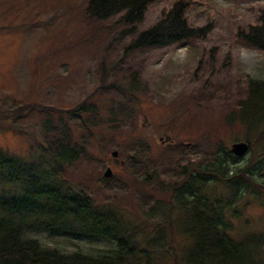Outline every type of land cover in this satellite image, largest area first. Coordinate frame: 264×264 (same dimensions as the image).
Here are the masks:
<instances>
[{
	"label": "rangeland",
	"instance_id": "rangeland-1",
	"mask_svg": "<svg viewBox=\"0 0 264 264\" xmlns=\"http://www.w3.org/2000/svg\"><path fill=\"white\" fill-rule=\"evenodd\" d=\"M175 1L154 0L128 32L118 15L87 18L88 0H0V146L27 158L47 142L45 121L59 132L70 129L82 150L59 176L147 230L162 220L146 211L156 199L170 202L183 168L210 162L219 143L230 149L245 141L248 130L228 115L248 78L264 76V52L235 37L257 22L264 0H182L189 25L211 24L204 37L128 48L135 32ZM81 106L90 109L73 112ZM249 144L231 168L259 171L264 144L259 148L256 135ZM216 189L226 193L222 184ZM258 189L236 202L242 216L233 233H264V189ZM178 228L166 225V264H176L188 243ZM25 235L66 253L115 248L104 238L43 230Z\"/></svg>",
	"mask_w": 264,
	"mask_h": 264
},
{
	"label": "trees",
	"instance_id": "trees-1",
	"mask_svg": "<svg viewBox=\"0 0 264 264\" xmlns=\"http://www.w3.org/2000/svg\"><path fill=\"white\" fill-rule=\"evenodd\" d=\"M153 1L88 0L85 16L91 21H103L118 15L131 32ZM186 6L182 0L175 1L156 22L136 31L128 48L165 46L204 37L211 24L189 25ZM235 37L264 52V10L256 23L238 29ZM247 83L244 97L228 119L250 131L245 130L243 137L248 144L256 135L261 148L264 76L249 77ZM87 108L81 106L73 112ZM50 122L44 124L46 144L40 143L35 154L27 158L0 146V264H166L162 260L168 240L166 225L172 224L188 240L176 264H264V233H233L234 221L242 216L234 208L236 202L248 190L264 189L263 149L259 150L260 157L257 155L261 166L256 173L251 166L231 168L239 157L221 143L210 162L193 169L183 168L181 179L170 188V202L156 199L146 211L147 218L162 220L147 230L130 222L119 210L94 203L83 188H76L59 176L62 167L71 164L82 147L72 141L70 129L53 130ZM218 184L224 186L225 194L217 192ZM238 228L241 229L239 225ZM26 230L104 238L113 242L115 248L98 253L79 249L66 253L43 246L26 236Z\"/></svg>",
	"mask_w": 264,
	"mask_h": 264
},
{
	"label": "water",
	"instance_id": "water-1",
	"mask_svg": "<svg viewBox=\"0 0 264 264\" xmlns=\"http://www.w3.org/2000/svg\"><path fill=\"white\" fill-rule=\"evenodd\" d=\"M235 155L237 156H241L243 155L247 150H248V143L245 141H238V142H234L231 145V149H230ZM113 154L115 155L116 153L113 152ZM111 174L110 168L108 167L106 169V171L104 172L105 176H109Z\"/></svg>",
	"mask_w": 264,
	"mask_h": 264
}]
</instances>
